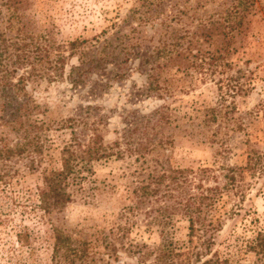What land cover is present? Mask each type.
<instances>
[{
	"label": "rangeland",
	"instance_id": "rangeland-1",
	"mask_svg": "<svg viewBox=\"0 0 264 264\" xmlns=\"http://www.w3.org/2000/svg\"><path fill=\"white\" fill-rule=\"evenodd\" d=\"M2 3L6 0H0ZM17 3L22 4L37 33L48 29L57 40L85 39V50H92L96 38L101 43L107 39L106 52L111 53L108 59L112 64L106 72L123 77L109 78L107 86L104 80L99 88L96 83L101 70L89 75L79 88L73 87L65 77L70 65L79 64L76 55L68 61L63 79L52 83L39 80L27 86L29 106L34 107L29 120L39 124L43 120L41 131L30 129L24 134L21 129L0 126V264H19L12 247L16 246V232L24 226L35 233L40 230L44 239L51 237L55 228L68 236L72 245L85 242L88 259L97 262L104 252V237L115 239L119 248L130 242L148 246L172 243L181 251L199 246V233L189 242L186 218L175 216L163 226L149 227L150 216L144 212L147 206L137 214L127 192L132 188L133 157L113 156L94 162L92 173L86 174L81 189L61 212L40 219L41 213L35 209L41 172L58 167V152L69 139V130L59 128L61 121L78 114L89 124L99 120L104 143L110 144L126 123L161 106L168 107L170 118L159 130L163 138L171 140V145L158 148L165 168H207L210 177L204 180L205 186L219 189L213 207L203 215L215 222V228L205 235L213 237L212 250L230 264H264V259L257 261L250 250L256 232L264 231V177L247 167L250 149L264 155V0H11L12 6ZM207 20L216 29L209 49H224L225 61L231 64L227 75L248 88L234 98L228 122L222 119V107L218 121L209 129L192 120L193 108L217 107L225 90H218L215 82L222 75H214V82L212 78L197 80L194 89L182 90L187 78L169 68L162 78L170 81L172 93L160 99L145 91L150 64L144 63L165 32L183 33L185 29L190 32L188 40L195 43L198 23ZM199 43L204 48L209 44ZM232 100L227 97L223 106L230 108ZM22 122L26 127L27 119ZM37 136L42 152L37 149ZM44 243L35 261L27 263L24 254L21 264H49L52 240ZM117 255L119 264H136L134 257L120 249Z\"/></svg>",
	"mask_w": 264,
	"mask_h": 264
},
{
	"label": "trees",
	"instance_id": "trees-1",
	"mask_svg": "<svg viewBox=\"0 0 264 264\" xmlns=\"http://www.w3.org/2000/svg\"><path fill=\"white\" fill-rule=\"evenodd\" d=\"M16 5L12 6L11 0L0 4V126L10 130L21 129L25 134L30 129L41 131L45 124L43 120L40 124L38 120H29L34 107L29 106L27 86L39 80L52 83L63 79L68 61L74 56H78L79 64L70 65L69 73L65 77L73 87L79 88L85 84L89 75L101 70L103 74L99 75L96 83L99 88H102L100 82L105 80L104 86H107L109 78L119 79L123 75H111L106 72L108 64H112L108 59L111 53L106 52L107 39L101 43L96 38L95 43L91 45L92 50H85L83 47L88 42L85 39L57 40L48 29L37 33L26 18L24 9H21L22 4ZM133 30L137 32L136 29ZM181 32L172 30L168 35L165 32L144 59L145 64H150L146 77V93L157 94L160 99L171 95L172 84L162 78L169 68L182 74V78H187L181 87L182 90L194 89L197 80L204 82L212 78L214 82V75H222L215 82L218 90H225L218 98L217 107L203 105L197 109L193 108L195 117L192 120H198V125L209 129L218 121L224 107L222 119L228 122V116L234 108V98L243 92L245 94L248 88L239 83L238 78L227 75L226 70L231 64L225 61V50L209 49L212 35L216 33L209 20L198 23L193 33L197 38L195 43L188 40L189 31L183 29V33ZM200 41L209 44L204 48ZM88 53L92 56L88 57ZM128 55H125L127 59ZM106 74L107 78L104 77ZM227 97L233 98L230 108L223 106ZM86 109L89 111V108ZM167 111L168 107L161 106L148 115L135 117L130 124H125L110 144L104 143L99 120L89 124L78 114L61 121L59 128L69 130V139L58 152V167L44 168L41 172V182L36 188L35 209L41 213L40 219L61 212L71 202L73 193L81 189V182L86 179V174L92 173L94 162L113 156L116 159L133 157V171L130 174L132 188L127 192L135 203L137 214L147 206L144 212L146 216H150L146 223L149 227L163 226L175 216L186 218L189 242L192 243L193 237L197 236L195 234L199 233V246L181 251L172 243L148 246L145 243L130 242L126 246L120 244L119 248L115 245V239L104 237L101 240L104 252L97 262L93 258L88 259L89 246L85 242L72 245L71 239L55 228L51 229V237L44 239L40 230L35 233L24 226L16 232V246L12 247L13 256L17 254L16 260L19 264L22 263L24 254L27 255V263L35 261L37 250L44 246L47 239L52 240L49 264H119V249L134 257L136 264H230L227 258L221 259L218 252L212 250L213 237L205 238L208 229L215 228V222L212 217L203 219V215L211 210L219 191L218 187H206L204 184V180L210 177V170L165 168L159 159L158 148L171 145V140L163 138L159 133L162 124L167 123L168 119L170 122ZM23 119H27L26 127L23 125ZM39 139L37 136L35 141L37 149L42 152L43 145ZM247 167L264 177V155L250 149ZM228 178L234 180V176ZM134 209L129 208L132 211ZM250 250L257 261L264 259L263 230L256 232ZM104 256L106 259H103ZM77 261L79 263H76Z\"/></svg>",
	"mask_w": 264,
	"mask_h": 264
}]
</instances>
